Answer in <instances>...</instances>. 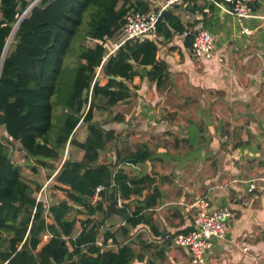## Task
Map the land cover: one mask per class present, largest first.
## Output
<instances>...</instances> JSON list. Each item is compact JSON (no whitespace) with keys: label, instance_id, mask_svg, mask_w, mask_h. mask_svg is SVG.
Segmentation results:
<instances>
[{"label":"trees","instance_id":"trees-1","mask_svg":"<svg viewBox=\"0 0 264 264\" xmlns=\"http://www.w3.org/2000/svg\"><path fill=\"white\" fill-rule=\"evenodd\" d=\"M32 1L0 0V61L15 23ZM129 10L145 13L150 10L149 3L40 0L20 21L14 45L4 56L0 71V126L40 167L47 166L48 160L59 159L66 145L70 146V155L61 164L53 183L64 198L46 208L33 195L39 190V183L22 176L21 167L0 141V264H132L143 257L127 238L141 222L150 223L144 210L157 204L160 191L152 176L129 177L116 167L118 161H142L149 157V152L136 150L122 157L116 154L114 164L98 163L100 150L113 139V130L104 131L93 119L96 106L108 109L133 95L138 66H152L150 80H156L157 85L167 75L166 63L158 58L157 38L128 40L102 63L105 39L115 37ZM85 13L89 16L85 37L93 44L82 46L75 65L69 66L66 57L72 52ZM184 30L172 10L161 11L156 21L158 36L169 39ZM193 34L186 33L185 46L191 47ZM100 97L105 99L104 104H97ZM56 106L61 112L57 116V130L51 137L49 134L56 125ZM81 122L88 130L84 141L74 136ZM31 170L38 172L35 167ZM99 186H102L98 192L100 200L92 203ZM118 199L121 205H116L112 213L118 219L112 224L120 220L124 223L115 230L105 225L99 228L94 217L104 213L107 202ZM132 200L140 201L133 210L129 206ZM75 206L83 209L86 218L68 216ZM77 222L81 227L74 235ZM44 232L50 238L41 242ZM99 237L104 245L111 240L115 247L97 245Z\"/></svg>","mask_w":264,"mask_h":264},{"label":"crops","instance_id":"crops-1","mask_svg":"<svg viewBox=\"0 0 264 264\" xmlns=\"http://www.w3.org/2000/svg\"><path fill=\"white\" fill-rule=\"evenodd\" d=\"M153 1L156 11L172 10L185 28L169 39L157 38L158 58L166 63L167 75L157 85L150 80L152 66H138L133 95L102 109L109 115L99 122L104 131L113 130L115 144L114 151L100 150L97 162L114 163L116 154L147 149L148 158L118 161L116 169L129 177L150 175L160 191L157 204L144 210L150 223L141 222L127 238L138 254L143 253L132 264H191L186 249L156 243L152 237L190 229L199 199L235 212L225 239L213 241V264H264V0L253 2L257 17L243 20L211 0H176L167 6V0ZM200 28L214 36L221 60H197L184 45L186 33ZM116 106L126 109L117 113L112 110ZM113 121H119V127ZM87 136L88 130L76 138L84 141ZM66 155H60L54 169L40 167L48 176L45 182L33 178L40 188L54 183ZM252 180L257 189L245 205ZM139 204L129 202L131 210ZM115 219L112 215L105 226L117 229L112 227Z\"/></svg>","mask_w":264,"mask_h":264},{"label":"built area","instance_id":"built-area-1","mask_svg":"<svg viewBox=\"0 0 264 264\" xmlns=\"http://www.w3.org/2000/svg\"><path fill=\"white\" fill-rule=\"evenodd\" d=\"M176 0H167L165 5H169ZM216 5L220 6L225 12L233 15L238 20L251 19L257 17L253 10L254 0H223L226 5H222L219 1L211 0ZM162 9L158 11L141 12L138 10H129L125 14V21L115 35L114 38H106L104 46L106 48L105 56L102 63L113 54L120 46L124 45L126 41L137 39L142 41L144 39H156V21ZM191 52L193 57L197 60H208L213 57L219 60L222 57L216 55L215 39L211 32L200 28L194 31L193 40L191 43ZM101 67V66H100ZM98 68V72L100 70ZM43 188H40L35 193L37 201H42L46 204V199L42 197ZM102 186L97 187L96 193L92 198V203L100 200L99 191ZM257 187L250 182L247 188L249 198L244 200V204L248 205L255 195ZM50 205V204H49ZM49 205H46L48 208ZM117 205H121V200H117ZM235 216V212L228 206L210 207L206 199L198 200V207L193 215L192 225L187 232H164L161 236L152 237V241L156 243L167 244L168 247H181L186 249L190 256L191 264H213L214 260L210 254L211 247L214 240H223L227 234L228 221ZM50 238L48 232L41 234V242L47 241ZM96 244L106 247H115V245L108 240L103 244L102 237L96 240ZM243 251H247L248 247H243Z\"/></svg>","mask_w":264,"mask_h":264},{"label":"rangeland","instance_id":"rangeland-1","mask_svg":"<svg viewBox=\"0 0 264 264\" xmlns=\"http://www.w3.org/2000/svg\"><path fill=\"white\" fill-rule=\"evenodd\" d=\"M147 2L149 3V8L151 9V11H156L158 9V7H155L153 6L155 4V2L153 0H147ZM28 13V12H27ZM26 13V14H27ZM89 20V16L84 15V20L79 28V31L77 33V38L75 39L74 38V41L72 43L73 45V48H72V52L70 55H68L66 57V62L68 63L69 66H74L75 63H76V56H77V53L80 51V49L82 48V46H89V45H92L93 44V41L88 38V37H85V34H86V30H87V26H88V23L87 21ZM16 28H14L13 32H12V35L10 37V39L7 41L6 45H8V48H7V52L9 50V48H12L13 45H14V42H13V38H14V35L16 33ZM5 45V47H6ZM4 57V55H3ZM98 75L99 77H101L102 75V72L99 71L98 72ZM90 96V94H89ZM97 104H104L105 103V99L100 97L97 99ZM114 108V109H113ZM112 110L115 111V112H124V110L126 109V107H113ZM97 110H95V120L97 122V119H98V122L99 123L101 120L104 119V117H107L108 118V115H109V112H103L102 113V109H100V112H98V108H96ZM60 108L59 107H55L54 109V122H55V126L53 128V130L51 131V133L49 134L51 137L54 136L56 130H57V125H58V122H57V116L60 115ZM100 119V120H99ZM113 120V118H110V122ZM120 122H116V121H113L112 124L114 125H117L116 127H119V124ZM103 125V124H102ZM122 125V124H121ZM124 125V124H123ZM87 132L86 130V124L85 123H82L80 128H76L75 131H74V136L78 137L79 139L83 138L85 133ZM5 130L3 129L2 126H0V141H2L7 149L9 150V152L11 153H14L12 155V160L17 164H20V165H23L21 170H22V176L25 177L27 180H31V181H35L33 180V178H36L40 181H43L45 182L47 179L48 176L47 175V172L46 170H43L40 168V165H38L35 161V159L32 157V156H26V154H24L21 149L19 148V143L17 141H14V140H10V137L7 136V134H5ZM8 138V139H7ZM114 144H115V140H111L110 142H108V145L105 147V149H108L109 151H114ZM67 153V157L70 155V146L66 145V147L64 148V151H63V156H65V154ZM59 159L57 160H48L46 161L47 165H49V170L51 169H54L57 167V165L59 164ZM115 163V162H114ZM113 162L110 163V164H114ZM35 167L36 169L39 170V172L35 173L33 172L31 169ZM37 170V171H38ZM32 178V179H29ZM30 181V182H31ZM252 183H254L255 185V180H252L251 181ZM40 185V184H39ZM33 188V187H32ZM38 192H36V195H37ZM64 196V194L62 192H59V190H57L52 183H49L44 189H43V192H42V197L46 199V205H49L51 203H55L56 201H58L59 199H61L62 197ZM76 208H74L69 214L68 216H70L71 218H75V219H79L81 220L86 218L87 214H85V212H83V209L81 207H78V206H75ZM103 214H100L99 217H102ZM50 219V218H49ZM51 220V219H50ZM118 226V223L114 224L112 227H117ZM80 227L81 225L79 224V222L76 223L75 225V228H74V235L80 230Z\"/></svg>","mask_w":264,"mask_h":264},{"label":"water","instance_id":"water-1","mask_svg":"<svg viewBox=\"0 0 264 264\" xmlns=\"http://www.w3.org/2000/svg\"><path fill=\"white\" fill-rule=\"evenodd\" d=\"M40 2V0H33L29 5L28 7L23 11V13L20 15V17L18 18V21L15 23L14 26H17L19 25L20 21L32 10V8L34 6H36L38 3ZM28 12V13H27ZM27 13V14H26ZM14 28V27H13ZM13 30V29H12ZM12 33V31H11ZM10 33V34H11ZM4 53V51H3ZM3 60H4V57L2 55L1 57V61H0V71H1V67H2V63H3ZM116 79H119L117 77H115ZM117 205V201H109L105 204V211L102 215V217L100 218H96L94 217V221L96 222L97 226L99 228H101L102 226H104L111 218L112 216V213H113V209L114 207Z\"/></svg>","mask_w":264,"mask_h":264},{"label":"bare ground","instance_id":"bare-ground-1","mask_svg":"<svg viewBox=\"0 0 264 264\" xmlns=\"http://www.w3.org/2000/svg\"><path fill=\"white\" fill-rule=\"evenodd\" d=\"M14 28H16V29H17V26H15ZM14 28H13V30H14ZM12 32H13V31H12ZM11 35H12V33L10 34V36H9L8 40L10 39ZM8 40H7V41H8ZM6 43H7V42H6ZM4 49H5V48H4ZM5 55H6V54H5ZM5 55H4V56H5Z\"/></svg>","mask_w":264,"mask_h":264}]
</instances>
